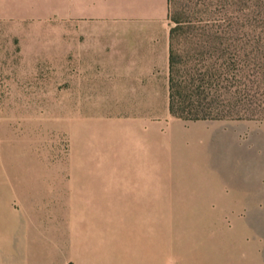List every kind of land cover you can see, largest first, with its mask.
Returning a JSON list of instances; mask_svg holds the SVG:
<instances>
[{
  "label": "rangeland",
  "instance_id": "374dc122",
  "mask_svg": "<svg viewBox=\"0 0 264 264\" xmlns=\"http://www.w3.org/2000/svg\"><path fill=\"white\" fill-rule=\"evenodd\" d=\"M193 1L195 17L210 12L227 27L240 16V29L264 32V0H239L231 12L232 0H208L206 9ZM189 2L173 0L181 20L193 16ZM46 7L0 2L1 100L15 110V142L27 141L38 159L6 173L1 159L24 153H0V264H251L253 245L227 227L228 214L202 208L221 193L220 177L238 176L246 159L261 160L264 172V120L164 115L163 85L149 102H124L150 107L145 119L162 122V134L112 114L118 101L84 102L105 113L86 116L65 93L63 7L48 6L50 15ZM176 45L185 47L182 35ZM43 118L49 132L33 124ZM43 139L49 152L39 149Z\"/></svg>",
  "mask_w": 264,
  "mask_h": 264
},
{
  "label": "crops",
  "instance_id": "0c3cea01",
  "mask_svg": "<svg viewBox=\"0 0 264 264\" xmlns=\"http://www.w3.org/2000/svg\"><path fill=\"white\" fill-rule=\"evenodd\" d=\"M1 3H28L47 6L62 5L64 24L63 58L69 88V100L79 101L86 116L104 115L94 112L84 102L118 101L112 114L139 117L132 125L149 133L162 134L163 123L151 124L145 117L150 107L132 106L124 102H145L153 99L157 85H163L164 112L169 111L170 29L169 0H0ZM45 8V7H44ZM154 87V89H153ZM45 97L43 96V100ZM48 101L50 94L48 93ZM54 108V92H52ZM47 105L48 114L51 111ZM39 111V108L36 109ZM45 111V108L44 110ZM15 110L1 100L0 89V153L17 147L23 150L20 159H1L8 173L14 165H32L38 159L28 156L27 141L15 142ZM120 122V121H119ZM33 122L28 121L29 126ZM49 132V119L33 123ZM31 138V137H29ZM14 141V142H12ZM40 151H48L45 140ZM53 162L54 157H46ZM245 168L237 175L219 179L221 193L214 195L202 209L228 214L229 229L239 231L241 240L250 242L251 253H245L251 264L263 262L264 246V172L263 162L246 159ZM10 177V175H8ZM238 182V183H237ZM223 189V190H222ZM226 189V190H224ZM22 210H28V197H20Z\"/></svg>",
  "mask_w": 264,
  "mask_h": 264
},
{
  "label": "trees",
  "instance_id": "16d2710c",
  "mask_svg": "<svg viewBox=\"0 0 264 264\" xmlns=\"http://www.w3.org/2000/svg\"><path fill=\"white\" fill-rule=\"evenodd\" d=\"M172 3L169 0V19L175 22L170 29L171 115L185 121L264 120V32L240 29V16L227 18V27L215 25L210 12L195 17L193 0V16L181 20ZM196 4L211 7L208 0ZM239 4L232 0L230 12L238 11ZM178 35L185 40L184 48L176 45Z\"/></svg>",
  "mask_w": 264,
  "mask_h": 264
}]
</instances>
